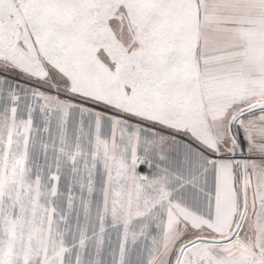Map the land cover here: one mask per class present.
<instances>
[{
    "label": "snow or ice",
    "instance_id": "obj_1",
    "mask_svg": "<svg viewBox=\"0 0 264 264\" xmlns=\"http://www.w3.org/2000/svg\"><path fill=\"white\" fill-rule=\"evenodd\" d=\"M0 264H264V0H0Z\"/></svg>",
    "mask_w": 264,
    "mask_h": 264
}]
</instances>
